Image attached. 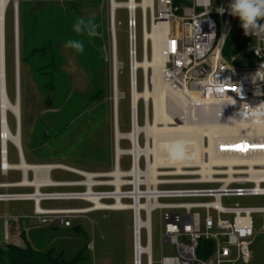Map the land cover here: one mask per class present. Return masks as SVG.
Here are the masks:
<instances>
[{"label":"built area","instance_id":"obj_1","mask_svg":"<svg viewBox=\"0 0 264 264\" xmlns=\"http://www.w3.org/2000/svg\"><path fill=\"white\" fill-rule=\"evenodd\" d=\"M186 1L188 4L181 9L174 7L173 0H153V7L148 6L145 10L140 5L137 8L141 11L143 27L144 21L147 27L148 22L151 27L154 23L168 24L164 37V80L187 98L191 113L196 114L195 119L191 116L193 122L196 120L202 125H210L264 121V69H261L264 64V37L248 35L243 41L246 51L252 53L254 62L237 64L236 54L226 57L223 52L233 24L238 19L229 15L230 0H212V7L207 13L198 0ZM142 2L140 0L139 4ZM219 7L225 8L223 14L217 11ZM128 14L132 59L137 58V22L136 14L133 20L130 10ZM260 23H264V20ZM259 71L261 76L257 75ZM146 107L145 126L149 122V108ZM7 122L9 125V120ZM141 127L138 111L132 109L131 130L121 138L129 142V147L118 154L119 140L113 171L95 173L64 164L39 163L36 165L52 166L50 178L52 171L60 170L77 174L80 179L52 180L51 184L39 187V194H36L33 185L0 183V188H34L32 192H1L0 202L31 201L33 217L40 224L65 227H72L74 220L95 211L128 210L132 214V264H239L249 261L250 248L257 234L254 215L264 213V207L223 204L222 200L264 196V164H253L255 173L252 174L249 172L251 166L247 163L264 158V143H255L246 135L206 134L202 138V144L207 148L203 154L204 160L217 157L235 162L213 164V174L208 177L201 173L157 175L155 182L147 175L151 156L147 157L142 151L151 139H147ZM262 138L260 142H264ZM210 141L215 142L212 148ZM2 142L0 133V171L8 175L17 170L14 163L9 161V144L13 143L8 142L4 150ZM241 144H248L250 148L241 151L233 147ZM124 157L130 160L126 169L122 168ZM117 168L121 171L119 176L115 175ZM182 168L189 172L201 169L198 166ZM159 169L176 171V167ZM31 171L34 178V171ZM170 185L212 187L163 188ZM46 188L59 190L43 191ZM92 198L111 205L120 200L123 205L115 209L98 208ZM49 200L84 201L88 206L44 207L43 202ZM157 210L162 212L164 221L161 240L173 246L175 251L174 255L163 256L159 261L154 259L152 247V213ZM260 232L264 233V226ZM3 243L21 245L20 241L11 240L7 231L0 246ZM88 248L94 249L93 241Z\"/></svg>","mask_w":264,"mask_h":264},{"label":"rangeland","instance_id":"obj_2","mask_svg":"<svg viewBox=\"0 0 264 264\" xmlns=\"http://www.w3.org/2000/svg\"><path fill=\"white\" fill-rule=\"evenodd\" d=\"M33 4H38L47 0H31ZM58 3L77 4L81 6L82 17H92L94 23L98 26V36L90 40L96 53L102 56L103 61L95 63L94 58L89 59L91 53L86 51L80 59L75 51L60 44V53L63 60L58 61L59 72L61 73L56 83V97L54 98L55 107L46 105L48 89L42 88L37 76L33 74L36 62L26 64L24 73V90L22 99L26 113L27 128L25 139L30 146L27 148L28 161L32 164H64L80 170L109 173L115 167L116 159V129H115V89L113 72V31L111 18L110 0H52ZM127 1V0H118ZM140 2V0H137ZM47 2H44V6ZM45 11L47 7H42ZM59 8V7H58ZM77 8V7H75ZM13 4L10 3L7 8V25L5 16V37L7 36V45L5 42L6 77L7 67H9V97L14 102L16 100L15 88V57L13 51L15 48V23H13L12 11ZM201 10V9H200ZM55 21V22H54ZM53 26L61 25L54 20ZM15 22V21H14ZM136 34H137V59L141 61L144 57L143 47V21L140 9L136 11ZM115 33L117 40V58L121 64L118 74V128L122 126L123 133L131 130L132 104H131V43L129 38V14L126 8H119L115 14ZM45 27L41 33H38L40 41L46 43L44 36H49L52 27ZM7 28V29H6ZM148 28L151 26L148 22ZM14 29V30H13ZM7 32V33H6ZM85 36V35H82ZM87 36V35H86ZM232 38L239 41L244 40V30L241 27V21L238 17L233 24L230 32ZM64 35H60L62 39ZM85 38V37H84ZM91 38V37H87ZM98 38V39H97ZM59 39V40H60ZM82 39V38H81ZM6 41V40H5ZM39 46V45H34ZM33 45L28 46L30 54ZM148 53L152 54V44L149 42ZM33 56L29 55V59ZM86 58V59H85ZM21 68V67H20ZM102 73L99 82L95 81V76ZM39 83H36V80ZM151 91L152 71L148 76ZM146 79V81H147ZM96 83H95V82ZM137 88L141 92L144 90L145 75L142 69H138ZM103 89L102 99H92L97 90ZM8 90V86H7ZM129 93L130 98L127 94ZM21 95V91H20ZM138 106L139 124L145 126L146 104L144 99ZM171 114L179 120L183 111L182 108H172L174 101L171 99ZM23 105V104H22ZM149 120L153 121V100H149ZM9 125L12 132L16 130L15 115L8 114ZM178 117V118H177ZM180 117V118H179ZM66 121L70 126L75 127V133L70 137H65L60 142L57 140L62 136V128ZM47 133L48 135H46ZM61 133V134H59ZM22 141V137H21ZM143 135L141 136V144ZM23 143V142H21ZM121 149L129 147L127 140L121 139L119 142ZM23 147V146H22ZM9 161L19 163V155L16 146L9 144ZM129 157L122 159V168L129 167ZM22 171L20 169L11 171L4 176L0 171V182H19L22 180ZM29 178L33 179V173L29 170ZM52 180L80 179V176L70 172L54 170L51 172ZM190 178V177H180ZM197 187L206 188L212 185H194L181 186L170 185L163 188H181ZM105 189V188H102ZM59 190L57 188L43 189V191ZM0 189V192H4ZM10 192L31 191V189H9ZM223 204L241 206L264 207V196L250 197H232L224 198ZM43 206H79L86 207L88 203L84 201H53L49 200L42 204ZM34 216L33 203L31 201H10L0 202V242L4 241L6 229L11 236V240H18L21 243L26 241L36 250L49 251L54 250L56 254L62 252L63 258L70 260L75 258L80 252L83 253L85 261L83 264H132V214L130 211H95L88 215L81 216L73 221L72 227L60 225L38 226ZM257 234L251 245V259L239 264H264V233L260 232L264 226V213L254 215ZM163 217L160 210L152 213V247L154 259L159 261L163 256L175 254L174 247L163 243L161 240ZM79 226L80 230L75 227ZM93 241L94 249H89L88 244ZM143 244H145V233L143 232ZM5 243L0 246L4 248Z\"/></svg>","mask_w":264,"mask_h":264},{"label":"bare ground","instance_id":"obj_3","mask_svg":"<svg viewBox=\"0 0 264 264\" xmlns=\"http://www.w3.org/2000/svg\"><path fill=\"white\" fill-rule=\"evenodd\" d=\"M111 1V11H114V18L112 22L113 31V72L114 77H116L115 89V101L119 102V91H118V74L121 68V64L118 61L116 48L117 40L115 33V13L119 8H126L130 10L132 20L135 18L136 10L138 6H142L145 10L148 6L153 7V0H143L139 4L137 0H127V1ZM16 0H0V133H2L3 138V149L8 142H12L15 146H19L21 134L18 132H12L8 125V114H14L16 117V129L18 128V120L22 125V114H21V95L20 102H13L8 94L7 90V77H6V51H5V16L9 4L12 3L14 6ZM19 3V1H18ZM15 16V15H14ZM15 21V20H14ZM15 23V22H14ZM143 47H144V57L141 61L137 58L132 57V75H131V89L133 104L132 107L135 111H138L139 99H144L145 103L149 100H153V121H147V125L141 127V131L145 133L147 139H151V142L147 144L145 149H142L147 155L151 156V161L149 163L148 176L151 177L153 181L156 182L157 175H177V174H204L208 177L213 174L214 168L213 164L221 163H234L233 159H218L217 157H211L210 161L203 159V154L207 149L203 146L202 138L204 135L211 136L214 133H221V135H246L254 140L255 143L260 142V139L264 137V121L257 122H241L238 124H210L202 125L200 122L191 121V116L195 119L196 114L191 113L189 107V101L181 92L172 86H170L162 76V68L164 66L166 58L164 57V37L168 32V24L160 22L158 24L154 23L149 29L147 23L144 21L143 27ZM137 29V28H136ZM149 42L152 44V54L148 53ZM133 45V43H132ZM138 69H142L145 75V85L144 90L139 91L137 88V73ZM152 71V85L153 90L151 91L148 81V76ZM147 79V81H146ZM16 93L17 85H16ZM18 95V94H17ZM17 99V96H16ZM171 99L175 102L172 108H182L183 115L177 120L174 118V114H171ZM147 106V105H146ZM147 108V107H146ZM115 124L116 119L118 120V104L117 110L115 112ZM178 118V117H177ZM22 128V126H21ZM116 129V128H115ZM137 131H135V134ZM126 136L125 133L121 132L119 129L116 130V140H120ZM258 140V142H256ZM215 142L210 141L211 148L214 146ZM246 145L247 149L250 147ZM255 148V147H254ZM122 149L118 148V154ZM251 167L249 172L254 174V168L252 167L255 163L264 164V158L257 160H251L247 162ZM16 169L23 171L24 177L18 182L19 186L33 185L36 187V194L41 193L39 187L41 185L51 184L52 179L49 177V171L52 166H37L36 164H31L23 159L17 164H13ZM184 166H198L201 169H195L185 171L182 167ZM162 167H176V171L160 170ZM34 171V178H28V171ZM264 172V171H263ZM121 171L117 168L116 176H119ZM158 179V177H157ZM95 201L98 208L105 209H115L122 207L123 203L118 200L116 204L103 203L98 198H92Z\"/></svg>","mask_w":264,"mask_h":264},{"label":"trees","instance_id":"obj_4","mask_svg":"<svg viewBox=\"0 0 264 264\" xmlns=\"http://www.w3.org/2000/svg\"><path fill=\"white\" fill-rule=\"evenodd\" d=\"M222 0H217L220 2ZM44 2H47L44 6ZM42 1L39 6L38 4H33L31 0H19L18 3V25H19V57H20V91H21V114H22V128H21V136H22V148L25 156V160L28 163V155L27 148L30 146L25 139V131L27 128L26 121V113L24 112V99H22V94L24 90V73L26 64L30 62H36V67L33 70V74L37 76L38 82L41 83L42 88L48 89L47 101L46 105L48 107H55L54 98L56 97V83L58 81V77L60 76L59 72V63L58 61L63 60V56L60 53V44H65L66 41L70 39L80 40L83 42L84 51L83 53H76L77 57L80 61H83L81 56L89 51L91 56L89 59L95 60V63L99 61H103L102 56H100L95 49V46L90 41L91 38H87L82 36L81 34H77L73 30V24L75 23L78 17H82V9L81 6H76L77 4H69V3H58L52 0ZM188 4L186 0H173L174 7L181 9L182 6ZM42 7H47L44 9ZM59 7V8H58ZM77 7V8H75ZM12 16L13 23L15 20V10L13 6ZM54 20H57L61 25L53 26ZM54 21V22H53ZM6 25H7V13H6ZM52 27L51 32H49V36H44L46 43L44 41L39 40L38 33H41L42 30L46 27L47 29ZM7 29V28H6ZM14 30V29H13ZM49 30V29H48ZM7 33V32H6ZM60 35H64L62 39H60ZM85 37V38H84ZM82 38V39H81ZM60 39V40H59ZM98 39V38H97ZM6 45H7V36L5 37ZM94 40V37H93ZM30 45H39L34 46L30 54L28 46ZM224 55L226 57H230L232 54H236L238 56L236 63L237 64H251L254 62V57L252 53L246 51L244 41H239L237 38L228 37L225 47H224ZM13 55L15 56V48L13 51ZM29 55L33 56V58L29 59ZM7 56L6 62H8ZM86 59V58H85ZM15 65H16V57H15ZM102 73L100 72L98 76H95V81L99 82V77H101ZM16 76V72H15ZM35 79V78H34ZM36 80V83L37 82ZM94 81V82H95ZM95 82V83H96ZM38 83V84H39ZM16 77H15V88H16ZM7 86L9 91V67H7ZM10 92V91H9ZM103 89L97 90L96 93L93 94L92 99L100 98L102 99ZM10 95V93H9ZM128 98H130L129 93L127 94ZM141 100H139L138 106ZM23 104V105H22ZM10 126V125H9ZM11 129V128H10ZM120 130L122 131V126L120 125ZM62 133V134H61ZM59 133L62 136L57 140V142L63 141L62 139L65 137H70L75 133V127L70 126V122L66 121L62 128V132ZM48 135L47 133H45ZM40 163V162H39ZM37 163V164H39ZM76 230H80L79 226L75 227ZM85 258L83 253L80 252L75 258L67 260L63 258V253L60 252L58 254L55 253L54 250H49L46 252L39 251L30 246V244L26 241V243H21L20 246H15L12 243L5 244L4 248L0 249V264H83Z\"/></svg>","mask_w":264,"mask_h":264},{"label":"clouds","instance_id":"obj_5","mask_svg":"<svg viewBox=\"0 0 264 264\" xmlns=\"http://www.w3.org/2000/svg\"><path fill=\"white\" fill-rule=\"evenodd\" d=\"M198 3L206 9V13L212 7V0H198ZM228 10L229 15L239 17L245 36L264 37V23H260L261 20H264V0H230ZM217 11L223 14L225 8L219 7ZM97 27L92 17H78L73 24V30L77 34H86L89 37L99 35ZM64 47L72 49L76 53L84 51L83 42L80 40L70 39L66 41ZM261 69H264V64L261 65ZM257 75L261 76V72L259 71Z\"/></svg>","mask_w":264,"mask_h":264},{"label":"water","instance_id":"obj_6","mask_svg":"<svg viewBox=\"0 0 264 264\" xmlns=\"http://www.w3.org/2000/svg\"><path fill=\"white\" fill-rule=\"evenodd\" d=\"M18 1L16 0V2H14V10H15V56H16V84H17V99L16 102H20V57H19V25H18ZM111 18L113 21L114 18V11H111ZM132 63H131V75H132ZM116 77H114L113 80V84L114 86H116ZM132 84V81H131ZM114 107H115V112L117 110V104L116 101L114 102ZM131 104H133V97L131 95ZM148 106V102L145 103ZM133 109V107H132ZM134 110V109H133ZM136 110V109H135ZM116 115V114H115ZM115 128L116 130L119 129L118 128V120L116 119V124H115ZM16 132H18V134H21V123L20 120H18V128L16 130ZM21 139V138H20ZM119 140H116V145H118ZM18 148V152H19V156L21 159H23L25 161L24 158V153H23V148H22V143L20 140L19 146H17Z\"/></svg>","mask_w":264,"mask_h":264},{"label":"crops","instance_id":"obj_7","mask_svg":"<svg viewBox=\"0 0 264 264\" xmlns=\"http://www.w3.org/2000/svg\"><path fill=\"white\" fill-rule=\"evenodd\" d=\"M25 158V156H24ZM26 161V160H25ZM32 164V163H31ZM44 164V163H43ZM4 175V174H3ZM4 176H7V175H4ZM24 177V175H23ZM28 178H29V172H28ZM21 181V180H20ZM0 183H5L4 181L3 182H0ZM0 189H4L5 191L4 192H10L8 191L9 189H18V188H0ZM19 189H31V191H27V192H32L34 190L33 187H20ZM23 192H26V191H23ZM1 193V192H0ZM46 202V201H45ZM57 202H60V201H57ZM44 203V202H43ZM44 207H47V208H67V207H71V206H57V207H49V206H44ZM73 207H79V206H73ZM37 221V220H36ZM38 222V221H37ZM41 224L38 223V226H40ZM42 226V225H41ZM132 229V227H131ZM6 231L8 232V230L6 229ZM5 231V233H6ZM9 233V232H8ZM17 240V239H16ZM131 261H132V258H131Z\"/></svg>","mask_w":264,"mask_h":264},{"label":"snow or ice","instance_id":"obj_8","mask_svg":"<svg viewBox=\"0 0 264 264\" xmlns=\"http://www.w3.org/2000/svg\"><path fill=\"white\" fill-rule=\"evenodd\" d=\"M173 43H175V42H173ZM233 147H235V148H237V149H239V150H241V151H244V150H246V148H247L246 145H235V146H233Z\"/></svg>","mask_w":264,"mask_h":264}]
</instances>
